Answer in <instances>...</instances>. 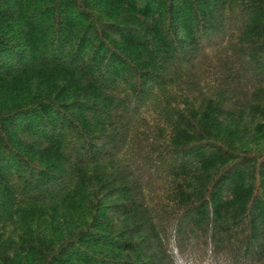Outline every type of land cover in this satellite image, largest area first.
Masks as SVG:
<instances>
[{
    "label": "trees",
    "instance_id": "1",
    "mask_svg": "<svg viewBox=\"0 0 264 264\" xmlns=\"http://www.w3.org/2000/svg\"><path fill=\"white\" fill-rule=\"evenodd\" d=\"M0 264H264V0H0Z\"/></svg>",
    "mask_w": 264,
    "mask_h": 264
}]
</instances>
